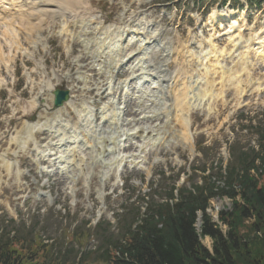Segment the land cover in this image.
<instances>
[{
	"label": "rangeland",
	"instance_id": "1",
	"mask_svg": "<svg viewBox=\"0 0 264 264\" xmlns=\"http://www.w3.org/2000/svg\"><path fill=\"white\" fill-rule=\"evenodd\" d=\"M61 1L67 5L66 10L56 9L45 22L36 21L33 14L28 19L34 1L23 9V4H16L14 12L20 10L26 15L24 26L17 30L15 40L0 38V46L9 56L6 61H10L7 68L0 63V237L27 241L39 238L52 246L62 264H79L83 252L92 254L90 261L96 256L105 242L102 236L106 241L109 237L110 241L116 239L117 215L122 207L131 208L135 203V208L144 210L139 200L151 184L162 195L178 178V185L188 177L201 183L199 170L206 168L210 173L220 166L225 168L232 151L237 156L258 149L264 135V2L261 10L249 12L247 0L53 2ZM32 19L35 21L30 23ZM3 23L0 17V25ZM38 23H43L40 28ZM33 27H37L35 31ZM130 27L140 29L146 39H156L147 51V59L153 63L148 70L156 72L169 66L175 88L182 91L184 87L188 92L184 110L175 109L172 101L167 118L146 117L143 121L135 113H125L131 98L144 103L139 113L153 112L150 115L162 110L165 103L160 97H152L151 92L136 89L133 82L125 90L128 97L122 93L120 83L131 75L119 77L114 70L116 44L120 30ZM86 45L88 49L84 50ZM210 46L224 53L219 61L227 69L238 61L240 52L248 50L252 82L249 85L244 81L239 91L222 87L216 70L207 77L216 96L199 102L196 96L200 88L201 94L210 93L209 87L198 85L212 56ZM196 79L197 84L191 85ZM111 81L112 100L107 96ZM54 86L71 89L73 100L62 113L54 115L50 111L45 132L31 137L25 125L43 117L44 106L51 108L46 93ZM36 99L37 104L32 105ZM102 107L112 115L125 113V117L115 126L101 124L95 118ZM88 108L94 114L92 124L86 116ZM134 128L145 130V134L135 138L131 146L122 139ZM152 134L161 142L154 145L156 137ZM75 137L91 144L95 151L68 144ZM60 139L64 145L57 151L55 143ZM50 153L53 155L48 159ZM132 155L137 156L125 159ZM5 162L10 164L9 170ZM230 208L231 202L225 198L211 201L208 210L224 232L228 229L219 223L218 216ZM252 223L246 221L245 225ZM70 234L91 240L81 248L68 241ZM202 244L212 249L210 239L202 240Z\"/></svg>",
	"mask_w": 264,
	"mask_h": 264
},
{
	"label": "trees",
	"instance_id": "2",
	"mask_svg": "<svg viewBox=\"0 0 264 264\" xmlns=\"http://www.w3.org/2000/svg\"><path fill=\"white\" fill-rule=\"evenodd\" d=\"M260 1L249 0L251 7ZM259 147V152H241L225 174L220 168L214 175L203 176L202 185L192 184L191 189L172 186L160 196L162 202L154 199L156 191L150 192L144 196L148 200L143 214L125 209L118 217L119 238L104 240L94 263L264 264V135ZM213 179L222 180L224 186L216 185ZM214 198L231 201V208L218 216L226 232L207 214ZM246 221L253 223L247 227ZM206 238L212 241L211 250L202 244ZM0 264L59 262L36 240L25 247L23 239H11L0 241Z\"/></svg>",
	"mask_w": 264,
	"mask_h": 264
},
{
	"label": "bare ground",
	"instance_id": "3",
	"mask_svg": "<svg viewBox=\"0 0 264 264\" xmlns=\"http://www.w3.org/2000/svg\"><path fill=\"white\" fill-rule=\"evenodd\" d=\"M7 1H10V0H0V15L8 12V10L4 8L5 5H6L5 2H7ZM17 1H21V0H17ZM37 1H39V3H38L37 6H42V4H45V3L42 2V0H37ZM14 2L15 1H11L10 4L8 5L9 6V9H11L12 11L14 10L15 4H16V3L14 4ZM221 17H222V19L224 18V16H221ZM23 18H24V14L18 13L17 14V18L14 19V21L12 23L9 22V24H6L5 25L6 28H5L4 32L1 34L2 37H4L5 39H10V37H15L16 36V31L14 30V28H15L14 24L17 21V23H16V25L18 26L17 28L21 29V27H23V21H22ZM153 43H154V41L151 44H153ZM210 50H211V54L213 56L212 57L210 55V58L211 59L213 58L215 60H214L213 63H210L208 65V63L209 62H212V61H211L210 58L207 59V62H208L207 63V67H206V65L204 66V73H203L204 74V79L198 81V85H202V86L209 87L210 88V93H208V91H207L208 94L204 95L206 93V91H205V93L201 94L202 93L201 92L202 89L200 88L198 90V94H201V96L198 95V94H197V96L194 95V96H196L197 99L200 98L199 99L200 101L198 100L199 102H202L203 100H206V99L212 100L214 98L213 96H216L214 94V86H213L212 83L209 82V80L207 78L209 76L212 77L213 74H215V71L216 70H219L220 71V72L218 71V73L220 75V78H221L220 80L223 81V83L225 84V85L223 84L222 87L226 86V88H234L236 91H239L240 90V87H241V85H242V83L244 81L246 83H249V85L251 84V82H252L251 76H250L251 75V69H250V66H249V63H248V56H249V54L247 55V54H243V52H240L241 54H240V56H238L239 57L238 58V61H237L238 63L237 62H232L233 66L231 68H228L227 69L225 67V65H222L220 63V61H219L220 58H224V56H223L224 53L223 52H220L216 46H211ZM6 58H9V56L6 55ZM0 60H3V62H4V64L6 66L10 64L9 59L6 61L3 58L1 48H0ZM203 60H206V58H204ZM140 69L143 70V75H142L143 77L140 78V79H142V80H146V79L152 80V78H155V79H158V81L161 84L166 83L167 84V88L169 87V81L167 79H165L164 77H157L156 78V75H155L156 73H152V74L149 75L147 73V71L144 70L143 66H141ZM242 75H244V76H242ZM243 77H245V80H243ZM205 79L208 80V82L207 81L205 83L202 82ZM196 82H197V79H196L195 82H192L191 85H196L197 84ZM159 87H160V85H159ZM159 87H158V89H159ZM189 87H191L193 89L192 86H189ZM174 91L175 92L173 94V100H175V98H176V100L174 101L175 107L178 110L182 111V110H184V108H186V93H188V92L185 91V88L184 87H182V91H179L178 89H175ZM191 93H192V91H191ZM170 94L171 93H169V92L166 93V95L169 98L171 97ZM46 97H48V99L51 98V95H49V92L46 93ZM36 102H37V100H34L33 103H32V105L36 104ZM207 106H209V105H207ZM209 110H210V108H209ZM42 120L43 119L41 118L36 124H32V125L26 124L25 125L26 133L29 136H31L34 133L38 132L41 129L40 124H41V121ZM183 126H184V128H187V124H184ZM126 136H130V135H126ZM23 145H25V143H23ZM5 164L7 165L5 167L9 170L10 169V164L8 162H5ZM79 166L80 165L78 164L77 167H79ZM80 171H82V170H80Z\"/></svg>",
	"mask_w": 264,
	"mask_h": 264
},
{
	"label": "water",
	"instance_id": "4",
	"mask_svg": "<svg viewBox=\"0 0 264 264\" xmlns=\"http://www.w3.org/2000/svg\"><path fill=\"white\" fill-rule=\"evenodd\" d=\"M64 99H66V94H65V93H62V94L58 97V99H57V101H56V104L59 105V104L61 103V101L64 100Z\"/></svg>",
	"mask_w": 264,
	"mask_h": 264
}]
</instances>
